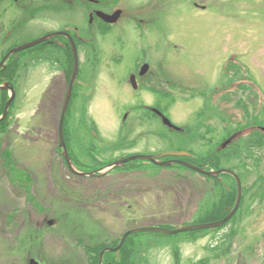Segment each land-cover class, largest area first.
Instances as JSON below:
<instances>
[{"label":"rangeland","instance_id":"rangeland-1","mask_svg":"<svg viewBox=\"0 0 264 264\" xmlns=\"http://www.w3.org/2000/svg\"><path fill=\"white\" fill-rule=\"evenodd\" d=\"M260 4H264L262 0H255L256 11L234 14L160 11L157 24L151 28L138 30L133 24L123 23L97 36L93 50L81 46L86 58L96 53L99 62L89 65L95 74L86 107L82 102L77 106L79 145L85 144V152L100 162L131 154L177 151L179 146L202 156L221 142L223 135L216 133L227 129L226 123L219 124L220 116L251 122L258 114L264 123V12L259 11ZM202 20L206 21L203 25L199 24ZM52 30L47 25H34L26 40L33 41ZM111 53L125 55L126 61L108 65L106 58ZM139 53H158L166 67L163 72H170L175 82L169 92L167 86H161L166 92H158L157 104L151 93L144 89L133 92L126 85L131 60ZM232 54L239 66V88L234 93L214 91L225 80V65ZM40 65L32 72L30 105L24 81L19 83L13 132L8 140H0V148L9 145L18 168L27 169L34 179L29 191L14 189L3 169L5 158L0 149V264H28L29 254L45 261L80 258L84 249L77 245L78 234L91 236V243L110 244L131 228L172 229L200 219L207 223L217 220V215L203 214L199 219L195 214L200 203L217 201L225 194L229 174L211 178L181 165L161 168L145 162L140 167L136 161L99 177L79 176L68 170L57 152L56 138L67 77L44 74ZM85 74L82 65L79 83ZM195 81L198 83L191 85ZM47 89L48 96L44 95ZM150 107L187 130L188 141L179 144L173 137L176 133L160 121H151ZM29 113L33 124L41 128L37 134H41L23 135ZM92 125L97 128L96 135L91 133ZM207 126H212L215 133H205ZM256 129L241 131L237 141H246ZM241 146L240 159L224 158L219 166L243 179V207L236 220L218 232L200 233L194 241L185 232L130 236L129 243H147L146 260L151 264H264V200L255 194L264 183V146L248 150L244 143ZM74 148L83 151L78 145ZM78 167L92 172L96 166L91 161ZM214 167L206 166L208 170ZM28 192L48 211H36L28 201Z\"/></svg>","mask_w":264,"mask_h":264},{"label":"flooded vegetation","instance_id":"flooded-vegetation-1","mask_svg":"<svg viewBox=\"0 0 264 264\" xmlns=\"http://www.w3.org/2000/svg\"><path fill=\"white\" fill-rule=\"evenodd\" d=\"M133 2H137V4H133ZM262 2L264 3V0H262ZM254 4L255 0H0V140H8L10 134L13 132L12 123L15 119L14 107L20 92L19 83L21 80L24 81L27 97L26 102L30 105L32 72L37 64H41L40 66H44V70L42 69L44 74L53 73L54 76L60 74L61 76H65V78L67 77L65 82L66 86L63 88L64 92L61 96L62 100L60 101L61 111L58 120L56 138L59 140L57 152L61 156L68 170H70L63 155V149L60 148V120L74 66V54L71 42L73 41L79 52L80 68L77 80L73 85L68 110L64 120V136L66 141L70 140V146H67L69 155L71 156L73 151L76 153V156H74L75 160L72 158L73 161H75L74 163L78 164V162L81 161V166H84L92 161V163L96 164L91 156L74 148L75 145L79 146L78 137L80 136L79 123L77 122V106L82 102V106L86 107L87 98L90 92V80H93L92 77L95 74L94 69L91 71L89 65L95 66L97 65V62H99L96 53L89 54L88 56L90 57L86 58V55L81 52V46H87V48L93 50L94 48L92 47V44L97 36L100 34H107L109 31L119 28L123 23L133 24L138 30L151 28L157 24L158 19L156 14L160 11L172 12L176 10L179 12L190 13L195 10L199 12L218 11L234 14L240 10L245 12L256 11ZM258 6L260 8L259 11L264 12V4ZM80 17L82 19H80ZM205 22V20H202L199 24L203 25ZM42 24L44 26H49L53 30L28 42L26 40V35L29 29L34 25ZM54 34L56 35L53 36ZM49 36H51L49 39L34 46L20 49L26 44ZM119 39H121V37ZM113 54L114 53L107 55L108 58H106V61L108 65H121L126 61L124 58L125 55ZM157 54L158 53H155L154 55V53H152V58L150 57L152 55L148 53H139L135 56L131 60L128 68L129 72L125 79L126 85L128 88H131L133 92H138L140 89H144L147 93H151L154 100H156V104L158 102V92H166L165 89H161L162 85L167 86V92L173 90L175 87V82L172 79V76L169 75L170 72L167 74L163 72L166 67L161 64V60L158 58L159 55ZM156 55L157 58H155ZM235 57L234 54L231 55L224 69L225 80L221 81L220 84L215 87L214 91L219 90V92H224L226 90V92L229 91L234 93L239 88V66ZM85 61H87V65L85 64ZM82 65L83 71L87 72V74L82 78V83H79L78 80L82 73ZM146 65L148 66L147 70L142 72L143 67ZM70 70H72L71 74ZM90 71L92 72L91 74H93L92 76L89 74ZM53 81L55 82L56 79L54 78ZM189 82H192V80H189ZM203 82L204 81L199 83L202 84ZM197 83L198 82L195 81V83L191 85L195 86ZM50 89H47L46 92H44V95L48 96ZM13 95L14 99L8 104ZM224 102H227V100H223L222 103ZM148 110L152 111L150 112L151 114L149 117L151 121H160L166 127L163 123L162 116L159 115L156 108L150 107ZM27 117L30 121L25 125V132L23 135L31 137L33 135L36 136L41 134H37V130L40 131L41 128H37V125L33 124V117L30 113L27 114ZM219 121V124L221 125L226 123L227 128L225 132H223L224 128L222 126L223 129L221 132L216 133L217 136L220 134L223 135L220 138L221 142L224 140L225 135H227L228 138L230 137V130H232V133H238L241 130L239 127L241 122H237V120L230 115L224 118L220 116ZM250 126L253 127V124L248 125L247 127L251 128ZM207 127L208 128H205V133H215L212 126ZM176 131L173 132L174 134L176 133L173 137L176 138L179 144L184 141L186 143L189 139L186 135L188 131H178L179 133ZM179 147L183 148L181 146ZM1 156L4 158L5 156H13L12 149L9 145H6L1 150ZM13 161L15 162L14 158ZM3 164V169L7 174L8 182L15 189V185L10 179V174L13 170L12 168L10 169L7 167L5 162ZM22 170L28 173L29 178L34 183L31 173L27 169ZM31 197L34 199V202H31L28 199L30 203L33 205L35 203L40 204L32 196V193ZM36 211L47 212L48 210L45 211V208L41 209L37 207ZM39 230H42V228H39ZM31 257L32 256L29 254L27 263ZM36 259L39 260L41 264H47L40 256Z\"/></svg>","mask_w":264,"mask_h":264},{"label":"trees","instance_id":"trees-1","mask_svg":"<svg viewBox=\"0 0 264 264\" xmlns=\"http://www.w3.org/2000/svg\"><path fill=\"white\" fill-rule=\"evenodd\" d=\"M70 70V74H71ZM258 114L253 115L255 118L254 121L251 122H246V123H240V129H245L244 127H247L248 125H258L262 124V122L258 118ZM91 133L96 134L97 133V128L92 125L91 126ZM67 131V129H66ZM234 133H232V130L229 131V136H233ZM228 137L225 135L224 140L222 142L226 141ZM239 140L238 138L233 139L230 143L227 145H224L223 147H220L219 143L217 142L216 145L214 146V149L212 153L204 156H191V157H185V159L191 161L197 166L200 167H206V166H215V169H219L220 162L222 159H231V158H237L240 159L242 152L239 151L241 146V143H244L246 146V150L251 149V147L254 148H260L264 146V132L255 130L254 132H251L250 135L248 136V139L244 142L242 141H237ZM67 146H70V140H67ZM92 144V143H91ZM90 144V145H91ZM82 147L81 152H85V147H87L85 144L79 145ZM71 151V149H70ZM72 158L75 160V157L73 153H71ZM95 160L97 166L100 164V162L97 161V159L93 158ZM75 162V161H74ZM136 162H140L138 166L142 167L141 165H144L145 162L138 160ZM5 165L9 167L10 169L12 168L13 172L10 174V179L15 185L16 188L18 189H27L29 191L31 184L33 183L32 180L29 178L28 173H26L24 170L20 169L17 167L16 163L13 161V158L10 156H5ZM78 165H81V161L78 162ZM185 167V166H184ZM186 168V167H185ZM231 180H227L229 183L225 185V191L224 195L217 201H204L203 203L199 204V207L197 209V212L195 216H198L199 219L203 214H211V215H217V220H220L224 218L228 212L232 209L234 206V203L236 201L237 197V184L235 179L228 175ZM241 177V176H240ZM241 180L242 177H241ZM259 190L256 191V195L260 196V198H263L262 201L264 200V183L262 186H258ZM28 192V198L31 202H34V199L31 197V194ZM38 208H42L40 204L35 203L34 204ZM243 207V204L240 206L238 213L224 226L220 228H215V229H207V230H196V231H189L185 232L187 235L192 236L191 238L196 240L198 237L196 235L200 233H205V232H218L222 229H224L226 226L232 224L235 220L237 215L240 213L241 209ZM194 216V217H195ZM201 219L199 221H196L194 223H202ZM32 235V234H30ZM29 235V237H31ZM136 235V234H134ZM132 236V235H130ZM129 236V237H130ZM129 237L125 241L124 245L122 246L121 250L117 253L114 252H107L104 258V264H151L148 260H146V254L147 253V243L144 241H139L137 243L131 242L129 243ZM92 237H88L83 234H78L76 235V240H77V245L82 246L84 249V254L79 258L77 255L67 257L61 260H46L47 264H86L85 261L89 264H99L100 260V252L101 250L106 247V246H116L120 240V238L113 240L112 243L108 244L106 242H101V243H91ZM129 243V244H128ZM222 245L225 244V241L221 243ZM221 248V247H219ZM224 253V252H223ZM77 258V259H76ZM179 258V254H178ZM177 258V259H178Z\"/></svg>","mask_w":264,"mask_h":264},{"label":"water","instance_id":"water-1","mask_svg":"<svg viewBox=\"0 0 264 264\" xmlns=\"http://www.w3.org/2000/svg\"><path fill=\"white\" fill-rule=\"evenodd\" d=\"M116 16V15H115ZM58 34V33H57ZM56 34H54L53 36H55ZM51 36L49 37H43L40 38L34 42H31L29 44H26L24 46H22L20 49H24L27 47H31L34 46L46 39H49ZM72 42V48H73V54H74V66H73V72H72V76H71V80L69 83V87H68V91H67V95H66V99H65V103H64V108H63V112H62V116H61V120H60V136H61V140H60V146L63 149V155L65 157V160L67 161L70 169L79 175H83V176H92L95 173H85V172H81L79 170H77L71 160L70 155L68 154L67 148H66V144H65V139H64V132H63V125H64V119L66 116V112L68 109V105H69V101H70V97H71V92L73 89V85L77 79L78 73H79V54H78V50L77 47L75 45V43L73 41ZM148 66H144L142 72H145L147 70ZM14 99V95L10 98L8 104ZM8 107V105H7ZM1 120V118H0ZM163 122L168 125L169 127H173L178 129L175 125L172 124V122L165 116H163ZM230 141V140H229ZM189 155L188 152L185 151H166V152H162L159 154H153V155H144V154H136V155H132V156H128L122 159H119L117 161H115L114 163H112L111 165L108 166L107 169H112L114 167H118V166H123L124 164H126L129 161H133V160H146V161H151L157 165H162V166H169L172 165L174 163H180L183 164L199 173L202 174H206L208 176H219L221 173H228L231 174L232 176L235 177L236 181H237V198H236V202L235 205L233 207V209L228 213V215L226 217H224L221 220L215 221V222H210V223H200V224H190V225H185V226H181L178 228H174V229H165V228H161V227H139V228H133L130 230H127L121 237L119 244L116 247H106L102 250L101 254H100V264H103V260H104V255L106 252H118L120 251L122 245L124 244L125 240L128 238L129 235L134 234V233H140V232H159V233H165V234H175V233H180V232H187V231H194V230H203V229H215V228H219L222 227L223 225H225L238 211V208L240 206L241 200H242V194H243V189H242V183L241 180L239 178V176L228 169H222V170H215V171H208L205 168H200L197 167L195 165H193L192 163L185 161V160H162L164 157L167 156H177V157H181V156H186ZM29 264H40V262L38 260H36L35 258H31L29 260Z\"/></svg>","mask_w":264,"mask_h":264}]
</instances>
